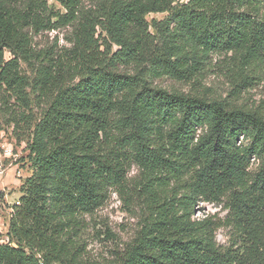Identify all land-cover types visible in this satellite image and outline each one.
<instances>
[{"label": "trees", "instance_id": "obj_1", "mask_svg": "<svg viewBox=\"0 0 264 264\" xmlns=\"http://www.w3.org/2000/svg\"><path fill=\"white\" fill-rule=\"evenodd\" d=\"M48 1L0 0V105L14 98L11 121L30 131L0 264H102L86 257L84 217L128 193L132 168L144 215L111 264H264V111L147 80L190 81L229 54L262 81L264 0H110L81 17L80 0H53L63 14ZM73 23L61 61L31 49V32ZM200 202L225 215L194 218Z\"/></svg>", "mask_w": 264, "mask_h": 264}, {"label": "rangeland", "instance_id": "obj_2", "mask_svg": "<svg viewBox=\"0 0 264 264\" xmlns=\"http://www.w3.org/2000/svg\"><path fill=\"white\" fill-rule=\"evenodd\" d=\"M18 0H11L12 2ZM110 0H80V13L97 15L99 8ZM184 0H180L183 2ZM53 10L63 14L65 11L53 0L48 1ZM165 13H150L145 19L150 22L152 19L159 21L164 18ZM54 21V18H53ZM77 23L60 25L54 29H43L40 32H31V49L35 52L46 53L54 60L61 61L65 53L73 46L75 29ZM98 29V28H97ZM111 45V51L116 50ZM99 50H103L100 47ZM59 55H62L60 58ZM10 57L5 53V58ZM23 72L32 78L28 71L30 67L22 64ZM264 64L256 67L262 70ZM138 67L133 64L121 66V72L132 76L137 73ZM250 75L256 76V74ZM259 76V75H258ZM73 77V76H72ZM72 77H68L70 79ZM147 80L159 88L168 91L193 94L209 100H225L230 104L241 107H260L264 111V79H247L244 82V75L237 71L228 55H215L209 61L205 71L190 81H178L168 77H148ZM29 92V90L27 89ZM31 95V94H30ZM9 100L6 105H0V242H6L7 220L11 212V206L18 200L19 187L29 175L27 162L26 144L30 131L26 124L18 126L11 121L16 116L18 106L14 98L6 97ZM34 100V99H32ZM35 108L33 113L36 114ZM129 191L113 190L109 192L105 203L97 208L92 214L84 217L81 240L86 246V257L102 264H111L114 255L117 254L126 243L135 235L144 215V198L142 190L133 189L134 180L137 177L136 170L131 169L129 174ZM137 180V179H136ZM195 210L194 218H202L203 215L215 214L218 218L225 215V211L219 206L208 203H199ZM201 214H198V213ZM216 241L220 245H227L229 242V231L219 229L216 232Z\"/></svg>", "mask_w": 264, "mask_h": 264}, {"label": "built area", "instance_id": "obj_3", "mask_svg": "<svg viewBox=\"0 0 264 264\" xmlns=\"http://www.w3.org/2000/svg\"><path fill=\"white\" fill-rule=\"evenodd\" d=\"M18 202L16 201L15 202V204H17ZM200 203H202V202H200ZM199 204V203H198ZM196 207H198V205L196 206ZM199 209V208H198ZM198 214H201L200 212L198 213ZM204 216V215H203ZM198 219V218H197ZM55 264V263H54Z\"/></svg>", "mask_w": 264, "mask_h": 264}, {"label": "crops", "instance_id": "obj_4", "mask_svg": "<svg viewBox=\"0 0 264 264\" xmlns=\"http://www.w3.org/2000/svg\"><path fill=\"white\" fill-rule=\"evenodd\" d=\"M9 216H10V215H8V217H7V218H8V220H7V226H8Z\"/></svg>", "mask_w": 264, "mask_h": 264}]
</instances>
